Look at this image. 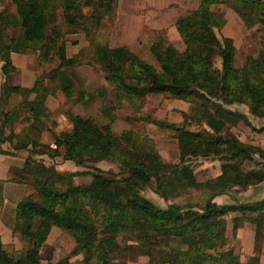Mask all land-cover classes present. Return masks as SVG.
<instances>
[{
    "label": "trees",
    "instance_id": "1",
    "mask_svg": "<svg viewBox=\"0 0 264 264\" xmlns=\"http://www.w3.org/2000/svg\"><path fill=\"white\" fill-rule=\"evenodd\" d=\"M10 1L15 12L0 11L1 94L4 99L12 94L22 95L23 99L1 111L0 135L7 124L9 134L13 132V121L21 119L19 113L24 109L29 130L44 124L50 114L46 98L55 94L44 80L57 82L69 100L88 98L72 78L78 63L67 55L64 39L66 34L79 32L88 40L91 61L105 71L113 96L136 101L149 93H163L193 102L190 112L184 115L185 121L197 119L206 127L192 130L148 119L173 131L179 162L172 164L163 162L148 136L131 130L115 134L110 125L114 116L109 123L98 125L92 117L69 114L71 128L55 134V155L83 166L114 154L118 171L105 173L96 167L88 184L69 183L62 191L56 187L71 173L57 172L53 165L33 158L35 154H47L35 150L43 144L32 138L7 149L4 144L9 137L0 136V154L28 149L20 170L28 171L25 179L33 188V193L15 206L13 232L24 242L22 255L17 258L0 241V264H72L70 257L76 255L83 256L84 264H113L112 253L124 249L120 236L123 246L141 250L153 264H259L257 255L242 262L240 253L227 246L226 216L231 214L233 229L244 221L253 224L258 244L264 232V198L236 204H219L214 199L234 188L242 191L264 182V149L244 142L233 132L232 127L239 121H249L245 113L230 108L245 106L264 122V36L257 54L247 56L241 67H235L234 41L229 36H218L216 30L225 26L226 19L214 6H230L247 26L264 25V0H199L196 9L175 21L183 50L163 40L150 45L159 69L126 46L97 43L102 19L113 13L117 0ZM8 27L13 29L9 36L5 33ZM28 50L36 51L40 62L57 58L58 65L39 75L31 86L9 84L8 75L15 70L12 54ZM109 110L101 108L105 113ZM258 130H264V124ZM58 146L63 149L61 154ZM255 155L263 162H257L256 168H246L245 160ZM199 157L220 160L219 174L198 182L190 160ZM21 173L18 177L24 180ZM147 188L165 201L190 188L203 189L206 198L200 204L168 202L160 206L140 193ZM34 195L38 197L35 200ZM236 212L240 214H233ZM52 227L67 233L73 247L69 255L56 262L43 263L40 252ZM166 241V250L159 251Z\"/></svg>",
    "mask_w": 264,
    "mask_h": 264
},
{
    "label": "rangeland",
    "instance_id": "2",
    "mask_svg": "<svg viewBox=\"0 0 264 264\" xmlns=\"http://www.w3.org/2000/svg\"><path fill=\"white\" fill-rule=\"evenodd\" d=\"M198 3L199 0H117L116 8L113 13L102 19L101 25L97 31L96 41L97 43L105 44L110 47L126 46L146 62L159 69L157 61L149 50L150 45L155 41L163 40L166 43L173 44L179 50H183L184 44L179 33L176 31L175 21L179 17L196 9ZM4 9L12 13L15 12V6L10 0H0V11ZM214 10L221 13L225 19H227L226 22L228 21L229 23L221 30H216L219 37L235 36V32L232 29L234 28L233 25H239L241 23L245 25L247 40L245 39L246 41L243 40V42H239L234 57V66L241 67L247 56H255L257 54L264 36V25L256 24L247 26L230 6L227 5H216L214 6ZM158 19H164L166 26L157 30L152 29L151 26ZM62 30H64L63 27ZM5 33L9 36L13 33V29L8 27ZM64 39L67 55L74 57L78 63L74 67L72 78L77 85H80L84 89L88 98L78 101L69 100L61 93L57 82L44 80V83H46L49 88L55 89V94L49 95L45 101L50 110L49 116L44 118L43 125L29 130L28 127L30 122L25 118L27 109H24L19 113L21 119L18 118L13 121L15 125L12 126L13 132L11 134L8 132V124L5 127L2 126L3 131L0 136L4 137V135H7L10 139L7 144H4V147L13 149L12 147L18 145V143L35 138L39 143L43 144L42 147H36L35 150H45L47 154H35L33 156L34 159L42 161L46 165H53L57 172L71 173V176L67 178L68 180L65 179L63 183H61V181L57 185L56 190L62 191L66 189L69 183L85 185L90 182L92 178L91 173L95 172L96 167L100 168L105 173H107L106 171L117 172L118 163L116 156L111 154L104 160L88 162L83 166L75 165L71 161L63 160L60 155H55V152L52 150L53 147L57 146L55 134L71 128V122L68 118L69 114H77L84 118L92 117L98 125L109 123L112 116H114V120L110 125L115 134H120L124 130H131L146 135L154 141L155 148L163 162L172 164L178 163L179 149L173 131L170 128L157 126L149 122L148 119L166 121L178 126L184 125L186 128L192 130H201L206 127L203 122L197 119H189L186 122L184 118V115L190 112L193 102L176 99L163 93H149L136 101L116 98L113 96L112 86L108 84L104 78L105 71L98 64L91 61L92 52L85 34L83 32L66 34L64 35ZM12 57L15 70L10 73L7 78V82L12 85L29 86L43 72H48L58 65L57 58L49 62H40L37 59L36 51L33 50H28L24 53H14ZM0 76L3 77L1 71ZM3 84L4 81L0 80V113L2 110L13 108L23 99V96L18 94H12L9 98L4 99L1 94ZM102 107H110L109 112H102ZM230 108L245 113L249 121H239L232 127L233 132L242 138L244 142L249 144L253 142L252 145L256 146L258 142L261 143V146L264 148V130H258V128H261L264 124L263 120L251 115L245 106L232 105ZM1 122L2 118L0 115V125ZM27 151L26 149L22 151L23 156H21L20 159L11 160L13 162L20 161L21 158H24L27 154ZM57 151L61 154L63 152L62 147L58 146ZM6 158L10 159L8 156H6ZM190 162L198 182L212 179L220 172L221 162L218 159L199 157L191 159ZM257 162H263V159L255 155L252 160H245V167L256 168ZM0 170H2L1 165ZM14 174L15 170H9L7 179L10 180H7V182L16 179V177L14 178ZM21 174L24 178L23 183H28L30 185L29 180L25 179L26 176H28V171L24 170ZM263 183L264 182L258 184L259 186H249L246 190L242 191L238 188H234L229 194L220 195L223 197L221 198V203L236 204L240 199L253 201L257 198L254 191L257 190V187H264ZM30 188L31 193H33V188L31 186ZM140 193L160 206H165L168 202H177L181 204L190 202L200 204L203 203L206 198V191L201 188H190L178 196L170 197L168 201H165L149 188L141 190ZM2 194H4V190L0 189V195ZM245 197L249 198L246 199ZM37 198L36 195L32 197L33 200ZM233 214L238 215L240 213L236 212ZM230 215L231 214H227L226 216L228 221L225 231L227 246L233 247L236 252L240 253L239 241L236 240L234 236V232L237 228L233 229ZM245 222L247 221L242 222L240 225ZM15 234L17 235V233ZM118 240L121 242L124 249L112 253L111 263L153 264L146 255H142L141 250H137L130 245L123 246L125 243L121 236L118 237ZM167 242L168 241L162 243V246H160L158 250L165 251L166 249L164 246L168 245ZM15 243L16 247H21L18 251H13L18 258L22 255L20 251H22L21 249L24 247V242L22 241L21 246L17 241ZM170 243L171 242H169V244ZM72 247L73 241L70 236L58 227H53L40 252L42 262H56L60 258L69 255ZM70 261L72 264H84L82 255L71 256Z\"/></svg>",
    "mask_w": 264,
    "mask_h": 264
},
{
    "label": "crops",
    "instance_id": "3",
    "mask_svg": "<svg viewBox=\"0 0 264 264\" xmlns=\"http://www.w3.org/2000/svg\"><path fill=\"white\" fill-rule=\"evenodd\" d=\"M228 24L229 23L227 21L225 25ZM165 26H166L165 20L158 19L153 23L151 28L157 30L160 28H164ZM233 27L234 28L232 29L235 32V36L232 35L229 37L233 39L235 48L237 50L239 46L238 45L239 42L241 41L243 42V40L244 41L247 40L245 34L247 30L243 23L239 25L234 24ZM0 80L4 81L2 76H0ZM240 139L242 140V138ZM251 143L253 144V142ZM257 145L261 146L262 144L257 142ZM261 148L263 147L261 146ZM24 150L25 149L17 150L14 151V153L12 154H0V165L2 167V170H0V189L4 190V194L0 195V241L3 244L4 248L9 252H13V251L15 252L21 248V247H16V243H15L16 241L19 243L20 246L22 244L20 237L13 232L16 203L31 193V188H30L31 185H29L28 183H23L24 180L21 179L20 177L18 178V174L21 173L20 168L23 166L24 160L28 155V151L26 150L27 154L24 156V158L22 157L23 160L22 158L20 161L17 162H13L11 160V159H20V157L23 156L22 151ZM6 156L10 157V159L6 158ZM9 170L11 171L15 170L14 178L16 177V179L7 182V180H10L7 179ZM254 192H255L254 194H256L257 196V198H255L254 200H259L261 198H264V187L262 188L257 187V190H255ZM221 198L223 197L217 196L215 197L214 200L219 204H224L221 203ZM245 198L247 199L249 197H245ZM240 201H245V200L240 199ZM234 234H235L234 235L235 239L238 240L240 244V260L244 262L248 260L250 257L257 255L258 263L264 264V232L260 241H258V244H256L255 242L254 225L249 222H245L242 225H239V227L234 232Z\"/></svg>",
    "mask_w": 264,
    "mask_h": 264
}]
</instances>
